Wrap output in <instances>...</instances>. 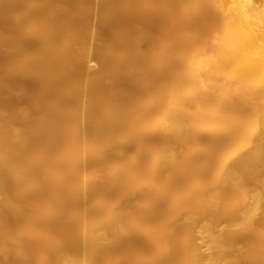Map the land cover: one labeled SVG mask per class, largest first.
Wrapping results in <instances>:
<instances>
[{"label": "bare ground", "instance_id": "bare-ground-1", "mask_svg": "<svg viewBox=\"0 0 264 264\" xmlns=\"http://www.w3.org/2000/svg\"><path fill=\"white\" fill-rule=\"evenodd\" d=\"M51 1L0 0L7 4L14 19L25 20L32 34L42 36L46 46L55 48L57 59L62 61L60 65L66 64L65 69L60 66L57 71L67 68L80 73L75 81L71 78L74 82L68 89L65 87L66 97H71L60 99L57 111L41 106L33 118L26 112L28 109L19 112L26 123L35 121L33 133L10 124L12 121L8 123L7 116L5 121L6 114L0 110V218L7 221L8 217L2 215L5 210L6 216L11 215L7 223L15 221V227L18 219L22 226L12 234L10 243L5 239L8 245L1 239L0 250L2 246H15L14 252L6 248L1 250L6 251L2 254L11 257L16 253L31 259L28 254L37 250L32 253L37 254L35 264L133 261L135 258L127 259L130 257L124 250V254L118 250L121 253L116 252L115 258L107 256L108 248L118 244L111 233L120 230L125 236L141 233L152 246L151 260L155 262L241 264L242 253L238 252H243L244 246L245 252L246 248L249 253L250 247L256 249L250 248L254 251L250 255L247 251L250 258L243 256L245 261L250 264L252 259L264 264V0H97L104 17L110 18L120 9H141L146 20L150 15L151 21L154 18L162 27L152 48L147 45L151 29L146 24L152 23L149 20V24L143 21L132 25L127 37L116 35L119 39L108 43L106 50L96 49L91 41V36L100 39V29L83 24L80 33L76 32L79 25L73 27L76 23L68 9ZM80 6L84 7L83 2ZM58 13L67 15L68 25H63L66 27L59 31L62 35L57 36L56 21L54 26L45 21ZM157 25L150 24L149 28H158ZM117 42L121 47L117 48ZM90 54L96 55L104 67H89ZM150 61L153 73L145 76V96L129 103L121 74L147 69ZM109 62L114 67H109ZM81 73L84 77L79 76ZM155 75L162 77L157 87ZM191 140L196 143L190 144ZM225 140L228 144L223 147ZM129 142L137 150L126 160L125 147ZM139 153L144 154V160L135 165ZM97 185L98 193L91 195ZM66 200L74 202L65 212L70 213L71 223L67 221L69 217L65 220L71 226L68 228L77 229L78 233H74L77 239L74 235L71 250H64L69 241L63 247L61 237L47 236L53 233L48 226L54 221L61 224L65 218L62 212L67 206L60 208ZM29 206L34 214L27 213ZM12 207L18 213L15 209L13 215L7 211ZM158 212L163 218L154 217ZM215 213L221 217L231 213V218L220 223L221 217ZM212 216L216 221L219 218V223H213ZM42 220L53 222L46 225L48 233L45 227L43 231L38 229L40 225L37 227ZM30 224L37 230L31 229ZM13 225H9L11 231ZM179 226L186 230L180 237L181 254L176 261L177 255L173 259L169 255L173 232ZM17 238H28L33 242L31 246L36 247L24 250L21 242L25 240ZM143 259L140 262L145 264ZM124 260L121 263H127Z\"/></svg>", "mask_w": 264, "mask_h": 264}, {"label": "rangeland", "instance_id": "rangeland-1", "mask_svg": "<svg viewBox=\"0 0 264 264\" xmlns=\"http://www.w3.org/2000/svg\"><path fill=\"white\" fill-rule=\"evenodd\" d=\"M58 1V2H57ZM83 2V5H84V7H82V6H80V5H82V2ZM89 1V2H88ZM96 1L97 0H52L51 1V3H55V4H62V5H64V8H65V10L66 9H68L67 10V12L69 11L70 13H71V16H72V18H73V21L75 20V22H73V23H76L75 24V26H73V27H76L77 28V25H79L78 26V28H77V30H76V32H78V33H80V31L82 30V29H80V28H83L86 24H91V25H93V27H97L98 29H100V30H98V31H100V33H98V36H100V39L98 38V37H96V38H94L93 36H91V41L95 44V46H96V49L97 48H99L100 50H104V48H105V50H106V47H108L109 46V44L108 43H111V41L113 42V41H116L117 39H119L120 37H124L125 36V34H127V36L129 35V31H131V27H132V25H135V23L137 24V23H143V21H145V23H143V24H146V23H148L149 22V20L151 21V18L152 17H150V15H147V20H146V17H144V14L140 11L141 9H137V10H139V11H137L136 9L135 10H133V11H135V12H133L132 10H130L129 8H126V10L129 12H127V11H125V9H120V11H117V13L118 12H122V14L120 15V14H117V13H115L114 15H120V16H118V18L116 17H113V18H111V16H114V15H111L110 16V18L108 19L107 18V16L106 17H104V16H102V12H99V9L102 11V9H101V7L98 5V3H99V1H97V5H96ZM75 2H77V3H75ZM4 3V4H3ZM80 3V4H79ZM101 3V2H100ZM75 4V5H74ZM87 4H90L89 6H91V7H89ZM94 4V5H93ZM71 6V7H68L67 8V6ZM102 5V4H101ZM77 6V7H76ZM93 6H94V8H93ZM99 6V7H98ZM74 7V8H73ZM89 7V8H88ZM82 8L84 9V10H88V11H84L83 10V12H82ZM71 9V10H70ZM79 9V10H78ZM75 10V11H74ZM9 13H8V12ZM90 11L92 12V13H90ZM125 11V13H123ZM132 11V12H131ZM127 12V13H126ZM78 15H77V14ZM81 15H80V14ZM101 13V14H100ZM59 15H56L55 16V18L53 17V18H48V19H46V24L48 23V25H49V23L51 22V24L50 25H52V26H54V23H55V21H56V23H55V27L56 26H59V27H62L63 25H66L67 23H66V21H67V15L65 16V14L64 15H61V14H63V13H58ZM73 14V15H72ZM89 14H90V16H89ZM146 15V14H145ZM89 16V17H88ZM100 16H101V18H100ZM10 17V18H9ZM78 17V18H77ZM83 17V18H82ZM88 17V18H87ZM11 18H13L12 16H11V14H10V11H9V9L7 8V4H5V2H2V3H0V36H1V38H0V110L3 112V114H6V115H4L3 116V118H4V120L6 121V119H7V121H8V123H10L11 121H12V123H10V124H12V125H17V126H20V127H24L26 130H27V132H29V134L30 133H33L34 132V127L33 126H35V125H33V124H35V121H33V120H31L30 121V123L28 122V123H26V121L25 120H23L22 119V115H20V114H22V111H26L27 109V113L29 114V115H31V117L33 118V115H35V114H37V112H38V110L37 109H39L41 106H43V107H46V105H47V108L48 109H50V110H58V101L61 99L62 100V98L64 99V98H67L66 97V94L65 93H67V89H68V87H70V85H72L73 84V82L75 81V77H77L78 76V74H80V73H78L76 70H73V72H72V69H71V71H69V70H67V68H66V70H64L65 69V67H66V64H63V65H60L61 63H62V61H61V59L60 60H58L57 58V56H56V50H55V48L53 49V47H51V46H46L47 44H46V41H45V39H43V37L42 36H40V35H37L38 36V38H37V36L36 35H34V34H32L30 31H29V29H28V26H27V24H26V21L25 20H23V19H19V20H16V19H14L13 18V20H15V21H11ZM61 18H62V20H61ZM81 18H82V20H81ZM89 18H90V20H89ZM59 20H60V23H59ZM63 20H64V22H63ZM154 20V21H153ZM48 21V22H47ZM58 21V22H57ZM87 21H89V23L87 22ZM148 21V22H147ZM18 22V23H17ZM85 22V23H84ZM87 22V23H86ZM91 22V23H90ZM152 23H150L151 25L153 24V26H155V25H157V23H155V22H157V21H155V19L153 18L152 19V21H151ZM65 23V24H64ZM78 23V24H77ZM80 23V24H79ZM134 23V24H133ZM19 24V25H18ZM83 24H84V26H83ZM98 24H99V26H100V28H99V26H98ZM149 24V23H148ZM149 24V25H150ZM68 25V24H67ZM66 25V26H67ZM74 25V24H73ZM149 25H147L146 24V26H148V27H146V28H148V30L149 29H151V30H149V32H150V34H149V38H148V42H147V45H148V47L149 48H152V46L155 44V42L160 38V34H162V27L159 25H157L158 26V28H156V27H154L155 28V30L157 31H155V30H153L154 28H149L150 26ZM66 26H63V27H66ZM59 27L57 28V36H58V33L60 34L61 32H59V31H61L62 29H63V27L62 28H60L59 29ZM161 27V28H160ZM68 28V27H67ZM76 28H74V29H76ZM130 29V30H129ZM79 30V31H78ZM159 30H161V31H159ZM126 31H128V33L126 32ZM123 32H126V33H123ZM26 33V34H25ZM121 33H123V35H121ZM28 34V35H27ZM159 36H158V35ZM5 35V36H4ZM19 35V36H18ZM31 35V36H30ZM60 35H62V33L60 34ZM119 37H117V36ZM157 35V36H156ZM11 36H13V38H11ZM28 36H29V38H28ZM127 36H125V37H127ZM10 37V38H9ZM27 37V38H26ZM117 37V38H116ZM122 37V38H123ZM159 37V38H158ZM3 38V39H2ZM8 38V39H7ZM18 38V39H17ZM17 39V40H16ZM27 39H29V40H27ZM41 39V41H38V40H40ZM97 39H98V41H97ZM113 39H116V40H113ZM150 39V40H149ZM4 40H6V41H4ZM20 40V41H19ZM27 40V41H26ZM44 40V41H43ZM10 41V42H9ZM17 41V42H16ZM33 41V42H32ZM38 41V42H37ZM21 42V43H20ZM27 42H30V43H27ZM35 42H37L35 45H34V43ZM99 42V43H98ZM5 43V44H4ZM24 43V44H23ZM26 43V44H25ZM32 43H33V45L35 46H33L32 45ZM38 43H40V44H38ZM106 43H107V45H106ZM114 43V42H113ZM11 46H10V45ZM13 44V45H12ZM22 44V45H21ZM38 44V45H37ZM44 44V45H43ZM118 44H119V46H118ZM7 45V46H6ZM15 45V46H14ZM21 45V46H20ZM43 45V46H42ZM117 48H119V47H121L120 46V42H117ZM116 45H113L114 47H116ZM20 46V47H19ZM32 46V47H31ZM37 46V47H36ZM41 46H42V48H41ZM7 47H9V49L7 48ZM12 47V48H11ZM17 47H18V49H20V51H18V49H17ZM3 48V49H2ZM7 49V50H6ZM17 49V50H16ZM29 49V50H28ZM98 49V50H99ZM31 50V51H30ZM35 51H37L36 53L37 54H35ZM53 51H55V52H53ZM28 52V53H27ZM31 52V53H30ZM43 52V53H42ZM48 53V54H44V53ZM41 55H40V54ZM51 53V54H50ZM55 53V54H54ZM42 54H44L43 56H42ZM52 54H54V55H52ZM31 55V56H30ZM47 57H46V56ZM34 56V57H33ZM52 56H53V58H55L56 60H58L59 61V63L55 60V59H53L52 58ZM96 55H94V54H90V56H89V67H91L92 69H99V68H102V67H104V65L102 64V63H100V61L97 59V57H95ZM37 58H38V60H37ZM46 59L48 60V61H46ZM51 59H53L55 62H53V61H51ZM8 61H10L9 63H10V65L9 64H7V62ZM40 61V62H39ZM41 61H43V62H41ZM51 61V62H50ZM61 61V62H60ZM13 62H15V63H13ZM35 62V64H33ZM53 62V63H52ZM151 62V61H150ZM7 64V65H6ZM16 65V67H15V65ZM19 64V65H18ZM41 64H42V66H46L45 68L44 67H42L41 66ZM54 64H57L56 66H54ZM110 62L108 63V66L110 67V65L112 66V67H114V65H113V63H111L110 65ZM40 65V66H39ZM47 65H48V67H47ZM52 66V67H54V68H52V67H50V66ZM64 65H65V67H64ZM91 65V66H90ZM9 66L10 68H7V67ZM13 66V67H12ZM37 66H39V67H37ZM60 66H63L64 67V71H66V72H64V71H62L61 70V72H64V73H61V72H59L60 70V68H62V67H60ZM35 67V68H34ZM68 67V66H67ZM38 68V69H37ZM41 68V69H40ZM43 68V69H42ZM47 68H49L48 70H47ZM51 68V69H50ZM69 68V67H68ZM33 69V70H32ZM36 69V70H35ZM44 69H46V70H44ZM153 63L151 62V63H149V65L147 66V69H140V68H137V70H133V71H131V72H127V73H123L122 72V74H121V77H122V79H123V87H124V96L126 97V99L129 101V103H131V102H133L136 98H143L144 96H145V92H146V83H145V76H147V74H152L153 73ZM54 70H55V72L56 73H58L59 75H60V77H58V75H56L55 74V72H54ZM57 70H59V71H57ZM38 71H40V72H38ZM46 71H47V73H46ZM75 71H76V73H75ZM54 72V73H53ZM72 72V73H71ZM83 72V71H82ZM50 73H51V75H50ZM40 74H42V75H40ZM48 74V75H47ZM63 74H67V75H63ZM83 73H81V75H79L80 77L81 76H83L82 75ZM44 75H47L48 77H49V79H48V77L47 76H44ZM55 76V77H54ZM53 77V78H52ZM84 77V76H83ZM82 77V78H83ZM47 78V79H46ZM57 78H59V79H57ZM71 78H73L72 80H74L73 82L71 81ZM79 78V77H78ZM56 80H58L57 82H56ZM64 80V81H63ZM66 80V81H65ZM161 80H162V77L161 76H158V75H155V81H154V85H155V87H157V85L161 82ZM47 81H48V83H47ZM53 81V82H52ZM60 81V82H59ZM63 81V82H62ZM46 82V83H45ZM50 82V83H49ZM41 83V84H40ZM61 83V84H60ZM56 84H58V85H56ZM70 84V85H69ZM41 85V86H40ZM55 86V87H54ZM40 87V88H39ZM57 87H58V89H57ZM67 89H66V88ZM72 87V86H71ZM42 88H43V90H42ZM59 88H60V90L61 91H59ZM41 89V90H40ZM51 91V92H53V93H51V92H48V91ZM63 90H65V92L63 91ZM51 93V94H50ZM57 93V94H56ZM53 94V95H52ZM54 95H55V97H54ZM36 96V97H35ZM47 97V98H46ZM70 97L71 96H69L67 99H70ZM51 98V99H50ZM45 99V100H44ZM37 100V101H36ZM42 100V101H41ZM40 101V102H39ZM53 101V102H52ZM35 102V103H34ZM39 102V103H38ZM49 102V103H48ZM52 103H57V104H52ZM37 106V107H36ZM30 107V108H29ZM54 107V108H53ZM57 107V108H56ZM2 108V109H1ZM33 108V109H32ZM36 108V109H35ZM52 108V109H51ZM24 109V110H23ZM22 110V111H21ZM31 110V111H30ZM33 110V111H32ZM36 110V111H35ZM53 110V111H54ZM30 111V112H29ZM19 112H20V114H19ZM7 113H8V115H9V117H8V115H7ZM6 116H7V118H6ZM6 118V119H5ZM9 118V119H8ZM63 120L65 121V118H63ZM16 121V122H15ZM63 121V122H64ZM34 122V123H33ZM29 125V126H28ZM33 125V126H32ZM33 130V131H32ZM231 138V137H230ZM230 138H228L227 140L229 141L230 140ZM226 141V140H225ZM225 141H223V143L224 144H222V146L223 147H225L228 143V141H226V143H225ZM196 143V141H194V140H191L190 141V144H192V145H194ZM125 149H126V153L127 154H125V159L126 160H129V157H130V155L132 154V153H134V152H136V150H137V146L134 144V143H132V142H129V143H127L126 144V147H125ZM141 153H139V155H140ZM129 155V156H128ZM144 154H141L139 157H138V159H137V161L136 162H134L135 163V165H140L142 162H143V160H144ZM127 157V158H126ZM123 180V179H122ZM97 187V188H96ZM96 187H94L95 189H92V193H91V195L93 194V192H94V196H95V194H97L98 193V191H99V187H98V185L96 186ZM96 189H98V190H96ZM167 198V197H166ZM165 198V199H166ZM17 199V198H16ZM19 200H17V201H19V202H24V199H21V198H18ZM69 199V198H68ZM71 200H73V199H71ZM71 200H69V202H70V204H69V202H67V200L65 201V204H64V202H63V207H61L60 208V210L61 209H64V206H67V208H65L64 210H63V216L65 217V218H63L64 219V221H63V219L61 220L62 221V223L61 224H57L55 221H54V223L53 222H47V223H45L46 221H44V220H42L41 222H43V225H41L40 223H39V221L37 222L38 223V226L37 227H39V225H40V227L38 228L40 231L42 230L43 231V227H45V229L46 230H48V229H52L53 228V233L55 234L54 236H52L53 235V233H48L49 232V230L48 231H46L47 233H48V235L47 236H50L49 238H53V239H60V237H61V240H62V246H63V244H65L66 243V241L68 242L66 245H64L63 247L65 248L64 250H66V248H68V250H71L72 249V246H73V243H75V239H77V236L75 235V234H77L78 235V233H77V229H73V228H68V227H71V226H68L67 225V221H70L69 223H71V216H70V213H65L66 211H67V209H69L70 210V208H72V206H73V203H71V202H74V201H71ZM54 202H57V201H55V199L53 200ZM21 202V203H22ZM72 204V205H71ZM61 205V206H62ZM69 205V206H68ZM71 205V206H70ZM8 209V208H7ZM10 209V208H9ZM13 209H15V207H12V209H10L11 210V212H10V210H7L9 213H11L12 215H13V213H12V211H13ZM31 209V210H30ZM17 209H15L14 210V212L16 211ZM28 214H32V212H33V214H34V209H32L31 208V206H29L28 207ZM30 211V212H29ZM32 211V212H31ZM8 212H7V215H8ZM26 212V211H25ZM70 212V211H69ZM15 213H18L17 211L15 212ZM44 213V212H43ZM60 213H61V211H60ZM158 213H160V212H158ZM158 213H156L155 215H154V217H156V218H163V214L162 213H160V214H158ZM27 214V215H28ZM216 214L217 215H220V214H218V213H215V214H213V215H215L216 216ZM1 215V214H0ZM2 215H4L5 217H3V218H5L6 219V217H8L7 218V221H9L8 219H10L11 220V218L9 217V216H11V215H9V216H6V211L4 210V214H2ZM17 215V214H16ZM43 215H45V214H43ZM61 215V214H60ZM68 215V216H67ZM228 217H227V216ZM225 216L226 217H221V215L220 216H217V217H221L220 219V223H226V222H228L229 220H230V218H231V213H227ZM28 216H30V215H28ZM63 216H61V217H63ZM158 216V217H157ZM224 216V215H223ZM16 217V216H15ZM60 217V218H61ZM67 217H69V219L66 221L65 219L67 218ZM213 217L214 216H212L210 219H212L211 221L213 222V223H219L218 222V220H219V218L217 219V221L215 220V219H213ZM31 218V217H30ZM59 218V219H60ZM215 218V217H214ZM1 219V225H3V227H1L2 229L0 230V246L3 244V242L5 243V245H8L9 243H10V239H12L13 237H12V234H14L16 231H18V229H20L19 227L21 226L19 223H20V221H18V223H17V220L16 219H14L13 218V220H16V223H17V225H16V223H14L15 224V227H14V225H13V223L12 222H15V221H12L11 223L10 222H8L7 223V221H5V220H3L2 218H0ZM29 219V218H28ZM43 219V218H42ZM203 219V218H202ZM41 220V219H40ZM215 220V221H214ZM222 220H224V221H222ZM200 221H201V217H200ZM4 223V224H3ZM7 223V224H6ZM37 223L35 224V225H37ZM45 223V224H44ZM48 223H53V224H51V226L49 225L48 227H50V228H48L47 229V227H46V225L48 224ZM13 225V227H11L12 228V231L10 230V227H9V225ZM23 224V223H22ZM34 223H32V225H33ZM19 225V226H18ZM28 225V223L26 224V226ZM58 225H59V227H58ZM72 225V224H71ZM6 226V227H5ZM18 226V227H17ZM25 226V227H26ZM42 226V227H41ZM22 227V226H21ZM28 228H29V225L27 226ZM30 227H31V224H30ZM60 227H63L62 229H60ZM181 226H179V227H177L175 230H174V232H173V235H172V252L170 253V257H172V256H174V257H176V255H177V259L176 258H174V261H175V259H176V261L179 259L178 258V256L180 257V254H181V244H180V246H179V242H180V240H181V238H182V236H183V234H184V231L186 230L185 228L186 227H182V228H180ZM4 228L6 229V230H4ZM32 228H34V229H36L37 230V228L36 227H31V229ZM42 228V229H41ZM56 228H59V229H57L56 230ZM66 228H68L67 230H66ZM56 230V232L57 233H55V230ZM10 230V231H9ZM71 230H73L72 232H69V231ZM76 230V231H75ZM4 231V232H3ZM52 231V230H51ZM63 231H64V233L65 234H63ZM178 231H179V233H178ZM6 235H5V234ZM75 233V234H74ZM121 233V234H120ZM133 232H131L130 233V235L129 236H125L124 234H123V232L121 231L120 232V230L118 231H114V232H112L111 233V237L112 238H114V240H116L117 241V246L115 247V246H112V247H110V248H108V251H107V256H113V258H115L116 256H118V255H114V254H116V252L118 251V250H120L122 253H123V250H124V252L125 251H127V253L128 254H126V252H125V255L127 256V257H132V259H133V257L135 258L134 260H137V262H135L134 260L132 261V260H129V261H131V262H129V264H131V263H136V264H138V261H139V264H143V262H140V258H144L143 259V261H144V263L145 264H170V263H168V262H166V261H157V262H155V261H152L151 260V257L153 256V249H152V246H151V244L148 242V241H146V240H144L143 239V237H142V235H141V233H139V232H134L133 234H132ZM182 233V234H181ZM50 234V235H49ZM74 235H75V239H74ZM116 235V236H115ZM133 235H134V237H133ZM178 237H177V236ZM119 236V237H118ZM138 236V237H137ZM115 237H117V239L115 238ZM181 237V238H180ZM244 237V239H246L245 237H248V235L246 236H243ZM141 238V239H140ZM180 238V239H179ZM1 239H2V241H1ZM5 239L7 240V242H9V243H7L6 244V241H5ZM18 239V241H20L21 239L22 240H25V242H26V240L27 241H29L28 240V238L27 239H25V238H17ZM64 239H66V240H64ZM132 239V240H131ZM176 239V240H175ZM243 239V240H244ZM15 240H16V238H15ZM15 240H13L15 243H16V241ZM63 240H64V242H63ZM120 240V241H119ZM131 240V241H130ZM201 240V239H200ZM239 240H240V238H239ZM238 240V241H239ZM241 240H242V238H241ZM242 240V241H243ZM247 240L249 241V239L247 238ZM13 241L11 242V243H13ZM122 241H124L123 243H122ZM125 241H126V243H125ZM130 241V242H129ZM178 241V242H177ZM242 241H240V244L243 246V242H246V240H244L243 242ZM23 242V243H22ZM21 242V247L24 249V250H29V249H31V251L36 247L35 245V247L34 246H31V245H33V242L32 241H29V242H24V241H22ZM31 242H32V244H31ZM120 242V243H119ZM132 242H134V243H132ZM250 242V241H249ZM18 243V242H17ZM16 243V244H17ZM29 243V244H28ZM71 243V244H70ZM131 245H130V244ZM181 243V242H180ZM24 244H25V246H24ZM70 246H69V245ZM121 246H120V245ZM150 244V245H149ZM249 244V243H248ZM13 245H14V243H13ZM126 246V247H124V246ZM128 245V246H127ZM133 245V246H132ZM245 245V244H244ZM132 246V247H131ZM248 247H250L249 245H247ZM2 247H4V246H2ZM2 247H1V250H6V248L8 249L9 247H7V246H5V248L4 249H2ZM11 247V246H10ZM13 247V246H12ZM11 247V248H12ZM27 247H30L29 249H27ZM69 247H71L70 249H69ZM116 248V249H113V251L111 250L112 248ZM117 247H119V249L117 248ZM123 247V248H122ZM130 247V248H129ZM137 247V248H136ZM174 247H175V249H174ZM33 248V249H32ZM126 248V249H125ZM128 248V249H127ZM135 248L137 249L136 251H135ZM140 248V249H139ZM243 248H245L244 246H243ZM243 248H241V250L244 252H238L239 254H241L242 256H241V264H245V262L247 261H245L244 260V258H243V256L245 257V256H247V251H248V248H246V252L244 251V249ZM251 248V247H250ZM249 248V250H250V253L251 254H253L252 252H254V251H251V249H253L254 247H252L251 249ZM10 249V248H9ZM8 249V251H13V249H15V246H14V248H12V249H10L9 250ZM151 249V250H150ZM0 250V262L2 263L3 261V264L5 263V261H6V259H7V257H8V259H9V255H7V257H6V254H2V253H4V252H6V251H1ZM132 250V251H131ZM139 250V251H138ZM253 250H256L255 248L253 249ZM7 251V252H8ZM35 251H37V250H34L32 253H35ZM112 251V252H111ZM119 251V253L117 252V254H120L121 252ZM176 252L174 255H173V253L174 252ZM207 251V250H206ZM205 251V249H204V251H203V253L205 254V255H207L208 254V251L206 252ZM14 252V251H13ZM16 252V251H15ZM30 252V251H29ZM28 252V253H29ZM115 252V253H114ZM180 252V253H179ZM9 253V252H8ZM27 253V254H28ZM31 252L28 254V255H32V257H33V259H32V257H31V259L29 258L28 259V257L29 256H27V259L26 258H24V259H26L27 261H30V263L32 264V263H34L35 264V262H36V258H37V254H35V256L32 254ZM37 253V252H36ZM248 253H249V251H248ZM250 253L248 254V255H250ZM124 254V253H123ZM137 254V256L135 257L134 255H136ZM141 254H144V255H141ZM16 255V256H15ZM15 255L13 256V253H12V255H11V257H10V259L8 260V261H6V262H8L7 264H18V260L17 259H19V258H21V259H23L22 258V256L21 255H17L16 253H15ZM125 255L123 256L124 258H125ZM255 255H256V253H255ZM111 256V257H112ZM144 256V257H143ZM239 257L238 258H240V255H238ZM253 255H251V257H252ZM257 256V255H256ZM4 257L6 258V259H4ZM17 257H19V258H17ZM110 257V258H111ZM131 257L130 258H127V259H131ZM248 257L249 256H247V259H248ZM255 257V256H254ZM2 258V259H1ZM246 258V257H245ZM250 258V257H249ZM258 258V257H257ZM19 260V263L20 264H22V262H23V264H30L29 262L27 263V261H25L24 259L23 260ZM126 259V258H125ZM171 259H173V257L171 258ZM243 259V260H242ZM102 260V259H101ZM124 260V259H123ZM123 260H121L120 261V263L119 264H128V262L127 261H125L124 260V262H127V263H121V262H123ZM146 260H148V261H146ZM150 260V261H149ZM239 260V259H238ZM20 261H22V262H20ZM173 261V260H172ZM239 261V262H240ZM250 261V260H249ZM258 261V260H257ZM98 262H100V259L98 260ZM102 262V261H101ZM0 263V264H1ZM133 263V264H134ZM174 263H176V262H174ZM251 263H253V264H258L259 263V261L258 262H256L255 260H252L251 259V262H250V264ZM6 264V263H5ZM99 264V263H98ZM101 264V263H100ZM240 264V263H239ZM246 264H249V262L247 261L246 262Z\"/></svg>", "mask_w": 264, "mask_h": 264}]
</instances>
